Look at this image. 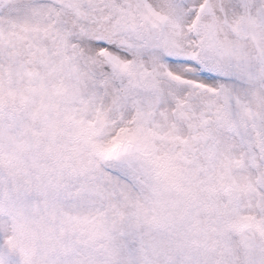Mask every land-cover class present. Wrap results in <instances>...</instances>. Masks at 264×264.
<instances>
[{"label": "snow or ice", "instance_id": "6c2138e0", "mask_svg": "<svg viewBox=\"0 0 264 264\" xmlns=\"http://www.w3.org/2000/svg\"><path fill=\"white\" fill-rule=\"evenodd\" d=\"M0 264H264V0H0Z\"/></svg>", "mask_w": 264, "mask_h": 264}]
</instances>
